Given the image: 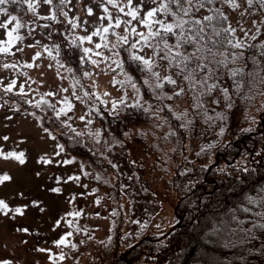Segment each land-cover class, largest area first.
<instances>
[{"label": "rangeland", "instance_id": "374dc122", "mask_svg": "<svg viewBox=\"0 0 264 264\" xmlns=\"http://www.w3.org/2000/svg\"><path fill=\"white\" fill-rule=\"evenodd\" d=\"M61 1V33L81 41L90 70L82 78L71 73L51 25L38 20L50 14L49 0H21L13 9L5 3L0 89L25 95L30 104L48 103L66 126L91 140L112 162L121 196L115 198L108 178L87 158L67 152L36 113L0 97V264H108L120 221V250L142 236L163 233L177 221L171 186L177 163L182 160L186 170L209 161L240 130L255 128L264 110L257 57L264 45V0H212L211 8L228 18L224 33L230 49L208 47L198 54V47L185 58L176 45L175 60L169 47L156 49L150 39L157 29L176 24L163 0H106L111 8L103 0ZM191 7L180 23L200 21L209 11ZM129 40L145 64L150 102L121 66L118 46ZM122 100L148 109L150 121L121 138L103 134L98 106L115 108ZM164 107L187 132L182 149ZM215 230L210 226L202 235L208 246Z\"/></svg>", "mask_w": 264, "mask_h": 264}, {"label": "trees", "instance_id": "16d2710c", "mask_svg": "<svg viewBox=\"0 0 264 264\" xmlns=\"http://www.w3.org/2000/svg\"><path fill=\"white\" fill-rule=\"evenodd\" d=\"M103 1L107 8L112 7L108 1ZM163 1L167 16H175L176 24L169 29L159 28L150 35L156 49L161 44L169 47L172 60L178 52L186 58L198 47L201 48L196 51L198 54L208 47L230 49L224 33L228 18L218 9L211 8L212 0ZM5 3L8 9H13L21 0H0V6ZM49 4L50 14L38 20L51 25L60 53L71 67L70 72L82 78L91 68L90 59L78 38L70 41L61 33L62 1L49 0ZM192 4L207 6L209 11L200 21L185 19L180 23L177 19L188 16ZM130 42L118 46L120 63L132 75L142 96L150 102L153 97L143 78L145 64L132 53ZM176 45L180 48L178 52L173 50ZM206 54L210 56L212 52L207 51ZM257 57L260 71L264 74V45L257 50ZM172 63H169L171 67L177 69ZM189 64H192L190 60L186 62ZM5 90L0 89V97L18 104L25 111L36 113L41 125L67 152L87 158L93 169L108 178L115 198L120 199L118 174L91 140L66 126L48 103L30 104L25 95ZM262 92L264 94V88ZM163 112L172 126L176 146L182 149L187 136L185 128L170 109L164 107ZM96 119L103 134L109 132L121 138L125 133H131L133 128L150 121L151 113L139 104L122 100L115 108L98 106ZM181 162L177 163L171 176L176 196V223L159 235L140 237L123 250L119 248L122 221L115 224L108 264H223L227 261L228 264H264V110L259 113L255 128L240 130L234 138L215 149L209 161L198 162L186 170H181ZM210 226L216 230L209 233L213 243L208 246L202 235Z\"/></svg>", "mask_w": 264, "mask_h": 264}]
</instances>
